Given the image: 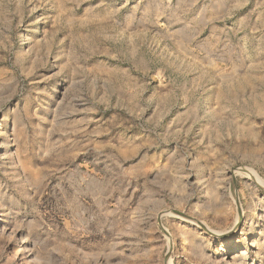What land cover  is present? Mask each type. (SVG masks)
I'll return each instance as SVG.
<instances>
[{"label":"rangeland","instance_id":"1","mask_svg":"<svg viewBox=\"0 0 264 264\" xmlns=\"http://www.w3.org/2000/svg\"><path fill=\"white\" fill-rule=\"evenodd\" d=\"M0 264H264V0H0Z\"/></svg>","mask_w":264,"mask_h":264},{"label":"bare ground","instance_id":"2","mask_svg":"<svg viewBox=\"0 0 264 264\" xmlns=\"http://www.w3.org/2000/svg\"><path fill=\"white\" fill-rule=\"evenodd\" d=\"M240 170H241V169H240ZM250 170H251V169H250ZM247 171H248V169L246 170V172H247ZM239 172H240V171H239ZM241 173H243V172L241 171ZM250 173L252 174V177H253V178H256V175H257V174L255 175L252 171H251ZM248 174H249V173H248ZM250 177H251V175H250ZM253 178H252V179H253ZM226 238H227V241H231V240H232V234L229 233V234L226 236Z\"/></svg>","mask_w":264,"mask_h":264}]
</instances>
